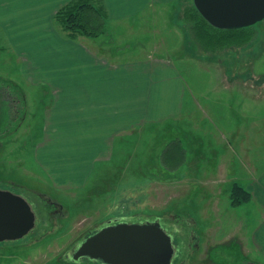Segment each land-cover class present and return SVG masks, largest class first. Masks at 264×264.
I'll list each match as a JSON object with an SVG mask.
<instances>
[{"label":"rangeland","instance_id":"rangeland-1","mask_svg":"<svg viewBox=\"0 0 264 264\" xmlns=\"http://www.w3.org/2000/svg\"><path fill=\"white\" fill-rule=\"evenodd\" d=\"M192 7L193 0L158 5L86 38L112 57L172 59L187 98L179 117L120 134L113 158L70 190L57 189L35 158L49 99L23 77L0 30V189L25 197L37 217L25 237L0 241V264H95L65 254L97 224L136 216L184 227L186 246L173 264H264L254 239L264 209L253 192L264 171V19L249 26V41L208 51ZM235 182L253 194L238 207Z\"/></svg>","mask_w":264,"mask_h":264},{"label":"crops","instance_id":"crops-1","mask_svg":"<svg viewBox=\"0 0 264 264\" xmlns=\"http://www.w3.org/2000/svg\"><path fill=\"white\" fill-rule=\"evenodd\" d=\"M70 1L0 0V30L22 60L23 77L49 99L35 158L59 190L88 184L96 165L113 158L120 134L179 117L187 98L172 59L112 57L92 47L90 37L66 36L54 17ZM103 1L113 21L184 0ZM253 192L264 209V171ZM261 224L254 239L264 254Z\"/></svg>","mask_w":264,"mask_h":264},{"label":"water","instance_id":"water-1","mask_svg":"<svg viewBox=\"0 0 264 264\" xmlns=\"http://www.w3.org/2000/svg\"><path fill=\"white\" fill-rule=\"evenodd\" d=\"M203 17L222 29L252 26L264 19V0H194ZM130 217L110 219L69 252L77 263L88 257L102 264H173V235L158 218L130 223ZM115 221V222H114ZM37 224L28 200L0 189V241L25 237Z\"/></svg>","mask_w":264,"mask_h":264},{"label":"trees","instance_id":"trees-1","mask_svg":"<svg viewBox=\"0 0 264 264\" xmlns=\"http://www.w3.org/2000/svg\"><path fill=\"white\" fill-rule=\"evenodd\" d=\"M194 1V0H193ZM195 20V33L205 50L216 51L231 44H243L249 41L252 33L250 27L222 29L209 23L195 7L189 8ZM55 20L70 38L80 36L97 38L105 33L109 15L103 0H71L62 6L55 15ZM6 121V119H5ZM182 150L181 147H179ZM183 153V150L182 152ZM253 194L243 185L235 182L231 191V204L238 207L250 202Z\"/></svg>","mask_w":264,"mask_h":264},{"label":"flooded vegetation","instance_id":"flooded-vegetation-1","mask_svg":"<svg viewBox=\"0 0 264 264\" xmlns=\"http://www.w3.org/2000/svg\"><path fill=\"white\" fill-rule=\"evenodd\" d=\"M147 218L145 217H141V216H136V217H130L129 222L130 223H141V222H145ZM115 222V221H114ZM103 224H106V221L97 224L94 229L89 230L87 233H85V235H83L81 237V239L76 242L73 246L70 247V249L68 250V252L65 254V257H69V260H71V255L69 254L70 250L74 247H76L77 244H79L80 242H82L89 234L93 233L96 231L98 226H102ZM162 224L164 225V227L173 235L174 238V243L176 246V251H175V255L173 257V263L177 262L182 254V247L186 246V241L184 239V227L179 224L176 221H162ZM91 262L94 263L93 261L89 260L88 257H84L81 259V262ZM98 264H102L100 262H97ZM95 262V264H97Z\"/></svg>","mask_w":264,"mask_h":264}]
</instances>
